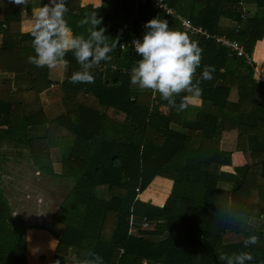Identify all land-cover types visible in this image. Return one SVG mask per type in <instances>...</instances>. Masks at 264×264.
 I'll list each match as a JSON object with an SVG mask.
<instances>
[{
	"label": "trees",
	"instance_id": "obj_1",
	"mask_svg": "<svg viewBox=\"0 0 264 264\" xmlns=\"http://www.w3.org/2000/svg\"><path fill=\"white\" fill-rule=\"evenodd\" d=\"M164 2L210 35L242 43L250 56L264 36V0ZM11 3L0 0V162L6 149L16 150L34 161L36 175L68 180L53 225H35L55 240L48 264H86L93 259L90 253L103 264H225L218 259L221 252L240 251L253 255L247 264H264V126L259 124L264 87L254 78V63L230 55L213 38L189 36L203 49L193 83L205 65L215 68L213 78L199 85V106L182 92L176 100L186 104L183 110L162 111L168 103L159 93L130 84L140 57L129 42L142 39L150 19H165L170 30L184 32L181 22L149 0L139 3L131 23L134 0H102L97 6L67 0L65 20L72 34L87 37L89 25L79 22L96 12L102 19L97 30L104 27L106 36L118 40L111 60L92 69L93 84L69 82L81 67L71 52L66 55L70 64L60 83L64 111L51 117L40 96L51 85L49 68L29 63L33 38L20 30L23 15L48 0L13 3L10 9ZM224 10L247 12L238 29L221 27ZM263 44L255 57L264 54ZM15 103L22 106L21 117L11 114ZM226 135L230 140L224 143ZM33 137L48 140L50 158L33 154ZM235 151L244 154L246 164L232 167ZM251 152L260 159L251 161ZM156 177L171 180L163 205L139 197ZM163 196L147 190L141 197L161 204ZM9 202L0 188V263L27 264L26 230L34 226L13 215ZM251 235L258 241L245 248Z\"/></svg>",
	"mask_w": 264,
	"mask_h": 264
},
{
	"label": "clouds",
	"instance_id": "obj_2",
	"mask_svg": "<svg viewBox=\"0 0 264 264\" xmlns=\"http://www.w3.org/2000/svg\"><path fill=\"white\" fill-rule=\"evenodd\" d=\"M22 6L27 0H11ZM69 11L67 0H48L34 14V21L30 30L32 46L35 55L29 57V63L36 67L56 68L61 66L67 71L70 61L65 57L71 52L81 70L73 72L69 78L72 84H93L95 77L92 69L101 62L111 60L110 53L116 48L117 39H110L105 35L106 29L101 25L102 19L97 18L96 12L85 16L80 26L89 25L88 35H74L65 20ZM146 31L142 39L133 40L132 45L140 57L130 72V84L140 90H151L159 93L161 99L176 110H183L186 104H177L176 97L182 92L199 95L202 81H210L215 68L205 65L200 78L193 83L197 69L201 67L203 49L197 41H193L186 32L170 30L167 20L153 18L144 24ZM112 41V43H110ZM256 235L248 236L244 240V247L256 244ZM93 259L88 264H103V258L90 253ZM219 261L225 264H247L254 257L250 252L233 253L221 252Z\"/></svg>",
	"mask_w": 264,
	"mask_h": 264
},
{
	"label": "crops",
	"instance_id": "obj_3",
	"mask_svg": "<svg viewBox=\"0 0 264 264\" xmlns=\"http://www.w3.org/2000/svg\"><path fill=\"white\" fill-rule=\"evenodd\" d=\"M79 2H80V5H82V6L84 4H89V3L93 4L94 6H97L102 2V0H79ZM13 7H14L13 3H11L10 6H8V8H10V9H12ZM244 7L248 8L247 5H245ZM242 8H243V6H242ZM38 9H39V7L33 8L31 10V12H27V13H25V15H23V18H22L21 23H20L21 32H27V31L31 30V27H32V24L34 21V14ZM238 16H239V14L236 12L225 11V10L222 11L221 16H220L221 27H224V28H226V27L228 28L230 26L233 27V25L236 24V21H238ZM1 40H2V35H0V43H1ZM261 40H258L256 42L254 49H253V53H252V59L254 60L253 63H254L255 68L257 70H258L257 66L263 67L262 70H264V54L260 55L259 57H255L257 44ZM66 72L67 71H65L64 68L61 66H58L56 68H51V69L49 68V78L51 79V85L48 89L41 92V94H40V96L42 98V102H43L44 111L46 112V114L50 115L49 113H51V111L55 112L51 115V117H54V116L58 115L59 113H61L62 111H64L63 103H62V99H61L62 98V90H61L60 83L65 79ZM23 84H24V82H23ZM15 88H16V84L14 81H12L11 82V89H15ZM187 102L189 104H191L192 106L197 107L200 105L201 99L199 98V95L195 94L194 92L188 93L187 94ZM162 108L168 109L169 105L163 103L162 107L160 109L162 111H165ZM13 111H15V113H14L15 117H21L22 116V106L20 104H16V103L13 104L11 114ZM259 124L264 126V122H259ZM51 127H53V125H51ZM37 142L41 144L40 145L41 149H45L43 151L44 155H42V156L36 154V143ZM29 146H30V148H31V150L35 156L38 155V156L44 157V158H50L51 157V156L45 157L46 153L47 154L49 153V155H50V152H51L49 144H48V140L46 138L36 139L35 137H33L29 140ZM251 153L257 154L260 157L258 152H251ZM231 160H232V167L246 164V161H247L246 157L244 156V154L241 151L233 152ZM253 161L256 162V160H253ZM32 163H34V161H32L31 159L17 155L16 150H9V149H6V155L2 158V160L0 162V188L4 189V193L10 201L9 203L11 205L13 212H14L13 201H14L15 196H16V200H17V198H19L20 195L24 199L30 197V194H31L30 186L28 185L26 187L25 183H22L21 181L24 180V177L27 175L28 171H31V172L33 171ZM33 167H35V165H33ZM33 172L36 173V171H33ZM151 185L153 186V188H151L152 187ZM170 186H171V180H169L167 178H163V177H156L152 181V183L139 195V197L143 201H148L149 200L148 197H144V198L141 197L142 194H144V192H146L147 190H151V192L153 191V193H156V194H162V195L164 194L161 204L154 201L153 199L150 201L151 203L156 204V205H163L167 196H168V193L170 191ZM155 187H157V188H155ZM32 194H36V188H35V192ZM35 199H36V196H35ZM16 200H15V202H16ZM14 213L16 214V212H14ZM14 213H13V215H15ZM34 227H36V226H34ZM34 227L26 230V248L29 245H31L30 243H32V244L36 243L34 238H36V231H38V232H40V234L43 235V237L41 239H39L40 240L39 242L41 244L45 243L49 240L47 243V248L49 250L51 249L50 255L52 256V252L54 250V243H55L54 238L46 230L36 229ZM33 235H34V237L31 241L30 238ZM45 237L48 239H46ZM32 264H38V263L35 261H32ZM39 264H44V263L42 262ZM46 264H48V262ZM86 264H88V263H86Z\"/></svg>",
	"mask_w": 264,
	"mask_h": 264
},
{
	"label": "rangeland",
	"instance_id": "obj_4",
	"mask_svg": "<svg viewBox=\"0 0 264 264\" xmlns=\"http://www.w3.org/2000/svg\"><path fill=\"white\" fill-rule=\"evenodd\" d=\"M10 5L11 4H9L8 6ZM84 5H87V4H84ZM263 40H264V36L260 42H262ZM257 68L258 70L255 68V71L260 72V70L262 71L263 67L257 66ZM161 107L162 106H160V108ZM162 109H164L165 111H169V108L168 109L162 108ZM53 113L55 112L51 111V113H49L50 116ZM229 137L230 135H226V138H224V143H225V139L230 140L228 139ZM40 145H41L40 143L38 142L36 143V154L42 156L44 155L43 150L45 149H41ZM49 156H51V152H50V155L49 153L48 154L46 153L45 157H49ZM259 158L260 157L257 154H253V153L250 154L251 161L253 160L257 161ZM59 179H56L57 181H55V178L53 179L54 181L52 179L48 180L46 176L44 177L43 175H36L35 172L28 171L27 175L24 177V180L21 182L25 183L26 187L28 185L30 186V189H31L30 197L24 199L20 195L19 198H17L16 200V196H15L14 201H13V210L14 212H16V214L14 212L13 213L15 215L20 216L21 219L24 220L25 224H32L33 226H35L36 224H39L42 226H45L47 224L53 225L51 216L54 210L59 205L61 198L64 196V194L69 189V186L67 185L68 180L65 178L64 179L62 178L63 181ZM35 188H36V194H32L35 192ZM151 188H153V186ZM35 196H36V199H35ZM148 199H149L148 201L152 200L151 198H148ZM36 229H39V228H36ZM33 237L34 235L30 238L31 241ZM42 237L43 235L40 234V232L36 231V238H34L36 243L35 244L30 243L31 245H29L26 248L27 264H32V261H35L38 264L42 262L46 264L49 261L50 256H51L50 255L51 249L49 250L47 248V243L49 240L41 244L39 242L40 241L39 239H41Z\"/></svg>",
	"mask_w": 264,
	"mask_h": 264
},
{
	"label": "built area",
	"instance_id": "obj_5",
	"mask_svg": "<svg viewBox=\"0 0 264 264\" xmlns=\"http://www.w3.org/2000/svg\"><path fill=\"white\" fill-rule=\"evenodd\" d=\"M146 1L147 0H139V3L145 4ZM149 1H151L154 8L163 10L166 15H168L174 19L179 20L181 22V25H182L184 32H186L189 36L204 35L206 38H213L215 40V42L219 43L222 47L227 49L230 55L242 56L246 59V62H248V63L254 62V60L252 59V56L248 55V53L246 52L244 45L242 43L238 42L237 40L230 39L224 35H217V34L210 35L203 28L194 25L188 17L181 16V15L177 14L175 8H173L172 6H168L164 2V0H149ZM239 4L241 5L242 3H239ZM246 15H247V12H245V13L241 12L239 14L238 20L243 19V18L245 19ZM239 23L240 22L236 21V24L233 25V27L235 29H238L240 27ZM133 40H138V39L132 38L129 42L131 45H132ZM121 47H123V45H121ZM133 48H134V46H133ZM254 78H255L256 82L260 84V86L264 87V70H262L260 72L255 71ZM142 224H143L142 225L143 227L149 226V222L145 218L143 219Z\"/></svg>",
	"mask_w": 264,
	"mask_h": 264
},
{
	"label": "water",
	"instance_id": "obj_6",
	"mask_svg": "<svg viewBox=\"0 0 264 264\" xmlns=\"http://www.w3.org/2000/svg\"><path fill=\"white\" fill-rule=\"evenodd\" d=\"M138 9H139V0H134V10H133V14H132L131 18L129 19L128 23H131V22L134 21V19L137 16Z\"/></svg>",
	"mask_w": 264,
	"mask_h": 264
}]
</instances>
